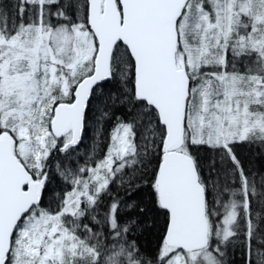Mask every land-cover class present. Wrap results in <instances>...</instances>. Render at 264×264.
<instances>
[{"label":"snow or ice","instance_id":"obj_1","mask_svg":"<svg viewBox=\"0 0 264 264\" xmlns=\"http://www.w3.org/2000/svg\"><path fill=\"white\" fill-rule=\"evenodd\" d=\"M253 157L264 0H0V264H264Z\"/></svg>","mask_w":264,"mask_h":264},{"label":"trees","instance_id":"obj_2","mask_svg":"<svg viewBox=\"0 0 264 264\" xmlns=\"http://www.w3.org/2000/svg\"><path fill=\"white\" fill-rule=\"evenodd\" d=\"M91 135H92V133L90 131L89 137H91ZM89 144H90V139H86L85 140V146L87 147ZM248 166L253 168V169H258V168H261L262 166H264V161H261L260 159L253 157V158H251V162H250V164H248ZM258 211H264V210L258 209ZM140 242H141V245L145 249L154 248L156 243H157V232L155 230H152V231L146 230L144 235L141 237ZM231 259L233 261H235V264H240V261L243 260V257L241 256L239 251H236L232 255Z\"/></svg>","mask_w":264,"mask_h":264}]
</instances>
